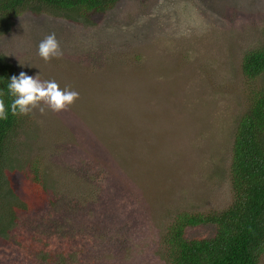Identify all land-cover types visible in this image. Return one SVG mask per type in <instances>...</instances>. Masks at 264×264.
<instances>
[{
	"label": "rangeland",
	"instance_id": "374dc122",
	"mask_svg": "<svg viewBox=\"0 0 264 264\" xmlns=\"http://www.w3.org/2000/svg\"><path fill=\"white\" fill-rule=\"evenodd\" d=\"M110 11L86 25L29 11L0 31V54L17 76L79 93L64 110L21 117L2 175L31 209L0 240V264L52 236L80 238L90 264H167L160 234L177 211L232 201L229 136L250 93L240 63L264 45V0H120ZM51 33L62 55L45 62L37 49ZM34 174L51 196L40 208ZM110 195L124 208L111 198L116 212L106 210ZM213 232L200 225L185 237Z\"/></svg>",
	"mask_w": 264,
	"mask_h": 264
},
{
	"label": "trees",
	"instance_id": "16d2710c",
	"mask_svg": "<svg viewBox=\"0 0 264 264\" xmlns=\"http://www.w3.org/2000/svg\"><path fill=\"white\" fill-rule=\"evenodd\" d=\"M119 2L120 0H0V31H6L18 14L29 11L37 15L45 13L63 18L72 21V24H95L98 20H105L111 13L110 10ZM240 70L250 93L245 108L234 118V127L229 136L231 147L227 176L232 201L220 211H177L168 227L160 234L158 253L167 264H259L264 254V45L243 55ZM14 75L17 76L16 67L0 54V98L4 99L6 109L12 99L7 86ZM258 80L263 85L260 82L257 84ZM21 117L22 115L13 116L9 112L6 120H0V240L5 239L14 227L20 210L26 212L31 209L28 204L16 199L17 195L11 187H4L2 175L9 151L13 148L12 139L23 128ZM40 178L37 174L31 176L39 190L35 198L36 208H40V200L48 189ZM49 195L44 197L42 204L52 203ZM111 198L112 203H116V210L124 208L123 198L110 195L102 200L106 210L116 212ZM125 224L132 225L129 219ZM200 225L213 226V235L200 239L185 237L187 228ZM60 228L62 230V226ZM47 239L51 240L49 245L42 241L34 247L24 246L26 253L12 257L9 264H20L25 255L30 258L25 264H35L36 260L39 264L92 262L80 243V238L75 239L76 243L59 236ZM110 246L118 251L114 245ZM94 254L98 253L94 251Z\"/></svg>",
	"mask_w": 264,
	"mask_h": 264
},
{
	"label": "clouds",
	"instance_id": "9594fccd",
	"mask_svg": "<svg viewBox=\"0 0 264 264\" xmlns=\"http://www.w3.org/2000/svg\"><path fill=\"white\" fill-rule=\"evenodd\" d=\"M37 54L45 62L62 55L55 33L44 37L38 45ZM7 91L12 99L6 109L4 99L0 98V120H6L9 112L13 116L27 115L39 108L43 113L45 106L53 112H59L72 105L79 97L78 92L68 88L61 89L54 80L41 81L38 75L28 76L24 72L10 78Z\"/></svg>",
	"mask_w": 264,
	"mask_h": 264
}]
</instances>
